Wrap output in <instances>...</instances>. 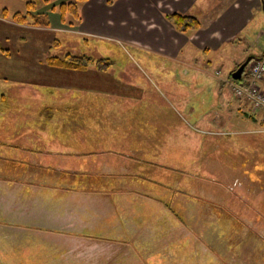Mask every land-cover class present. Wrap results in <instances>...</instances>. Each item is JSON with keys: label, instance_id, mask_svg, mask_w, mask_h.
<instances>
[{"label": "crops", "instance_id": "1", "mask_svg": "<svg viewBox=\"0 0 264 264\" xmlns=\"http://www.w3.org/2000/svg\"><path fill=\"white\" fill-rule=\"evenodd\" d=\"M24 1L13 11L22 12ZM261 6V0H86L74 34L131 48L149 70L163 64L158 73L170 95H179L196 86L195 59L211 63L209 56L234 44ZM173 13L192 15L201 27L178 32L166 18ZM48 35L30 42L29 50L38 49L30 51L31 86L14 79L12 52L0 54V246H10L0 247L2 254L14 256L12 264H264V230H249L240 217L250 208L247 219L263 222L254 205L217 200L211 185L198 195L175 190L174 197L149 179L161 167L164 120L138 92L135 80L147 73L137 61L126 56L130 65L117 75L111 65L60 69L97 80L52 86L55 72L42 60ZM259 85L264 93V78ZM231 92L234 118L264 126L262 112L237 99L232 86ZM224 102L231 110L233 102ZM150 107L157 112L147 122L142 115ZM210 121L206 126L229 122L219 114Z\"/></svg>", "mask_w": 264, "mask_h": 264}, {"label": "rangeland", "instance_id": "2", "mask_svg": "<svg viewBox=\"0 0 264 264\" xmlns=\"http://www.w3.org/2000/svg\"><path fill=\"white\" fill-rule=\"evenodd\" d=\"M19 1L0 0V6L3 3L9 6L7 14H4L7 17L1 16L4 6L0 7V46L5 50L8 49L6 53L1 54L8 55L12 52L10 54L13 56L11 65L15 71L14 79L22 80L24 86L32 85L31 81H33L35 73L32 70V74H29V66H33L29 60H33L35 57L31 56L30 51L35 53L38 49L32 47L29 50V46L31 41L40 40L41 32L49 34L50 39L48 46L44 47L49 52L46 54V58L42 59L46 65V61L52 56L64 58L65 55L71 54L74 57L88 56L96 60L104 57V59H111V69L117 75L118 71L124 70L130 65L126 56L132 57V60H136L147 73V76L140 74L135 80L138 88H141L138 89V92L146 94L143 98L157 104L163 112L164 155L162 159H157L161 165L158 173L149 179L170 190L173 189L174 197L176 196L175 190H178V194H184L181 192L187 194L189 189H192L194 194L198 195L202 194L205 185H211V193L217 200L219 198L229 199L233 204L237 200L243 203L248 201L252 206L254 205L255 209H258L263 222L256 223L255 220L247 219V215L254 216V214L248 212L251 210L250 208H244L240 216L243 223L249 230H264V126H259L244 117L234 118L239 114L236 108L238 103L231 97V86L226 84L235 71L236 65H241L248 58L259 57L264 51L263 8L255 14L252 22L235 40L234 44L225 47L218 54L209 56L213 58L211 63L203 60L204 56L195 59V69L200 70L196 74L195 89L190 87L180 92L179 95L176 93L170 95L169 92L172 90L166 87V80H163L161 74L158 73L162 70L163 64L154 62L149 70L139 62V53L131 48L125 47L123 50L108 42L77 38L74 34L76 25L65 23L57 10H51L52 6L57 7L62 1L73 0H48V2L25 0L22 12H27L26 2H33L35 9L32 12L46 15L48 22L46 27L14 22L11 16L16 12L13 10L20 7ZM54 19L59 22L57 26H52ZM66 20L68 21V19ZM168 65L170 66V64ZM91 66L97 68L96 63L93 62L83 70L91 69ZM50 68L53 70L52 72H55L50 74L52 86L71 87L77 80H83L84 85L91 79L97 80V78H92L94 76L92 74L76 75L60 71V68ZM99 79L101 82L104 81L103 86H106L108 80L105 79L107 77L101 75ZM242 81L247 82L245 72L242 74V80L237 84ZM113 85L112 81L111 86ZM172 88L175 91L173 86ZM69 98L64 99L69 101ZM217 98H220L221 105H217ZM227 98L231 104L233 102L231 110L224 108V101ZM70 101L71 104H74L76 99L73 98ZM181 104H184L183 107ZM156 112L157 110L150 107L144 110L142 118L151 122ZM218 114L221 119L229 120L228 126L217 127L215 124L206 126V121L211 122L210 118ZM157 117L159 118V116ZM177 117L181 121L177 122ZM204 117L205 120H203ZM237 132L240 133L236 134ZM223 189H226L224 193ZM190 194L192 193L190 192ZM165 195L161 196L162 199L168 198L167 194ZM0 253V264H4V262L12 264L14 256L3 255L6 253L2 248H0Z\"/></svg>", "mask_w": 264, "mask_h": 264}, {"label": "trees", "instance_id": "3", "mask_svg": "<svg viewBox=\"0 0 264 264\" xmlns=\"http://www.w3.org/2000/svg\"><path fill=\"white\" fill-rule=\"evenodd\" d=\"M86 0H73V1H62L60 2L57 7L52 6L51 10H57L59 15L61 16L62 20L70 25H76L79 21V12L78 6L85 2ZM44 2H48V0H44ZM26 11L27 12H15L12 14L11 18L14 22L17 23H26V24H33V25H42L46 27L48 22L46 21V15L35 14L32 10L35 9V4L33 2H26ZM2 16H6L7 14L6 9H2ZM45 17V18H44ZM167 20L171 23V25L175 28L176 31L180 33H187L191 31H196L201 27V22L198 18L192 15H183L178 13L169 14L166 16ZM68 19V21L66 20ZM7 50L3 49L0 46V54L6 53ZM47 65L54 68L66 69V70H83L87 68L91 63L95 62L96 67L99 70H105L107 66L111 65V62L107 59H92L88 56H79L74 57L71 54L65 55L64 58H60L57 56H52L48 58L46 61ZM240 66H235V70ZM246 76V75H245ZM240 80L233 81L238 82ZM241 83H244L243 81Z\"/></svg>", "mask_w": 264, "mask_h": 264}, {"label": "built area", "instance_id": "4", "mask_svg": "<svg viewBox=\"0 0 264 264\" xmlns=\"http://www.w3.org/2000/svg\"><path fill=\"white\" fill-rule=\"evenodd\" d=\"M245 75L246 83H232L234 96L246 100L252 108L260 110L264 115V93L259 85V82L264 78V58L250 61Z\"/></svg>", "mask_w": 264, "mask_h": 264}, {"label": "water", "instance_id": "5", "mask_svg": "<svg viewBox=\"0 0 264 264\" xmlns=\"http://www.w3.org/2000/svg\"><path fill=\"white\" fill-rule=\"evenodd\" d=\"M261 5L262 8L264 9V2L263 0H261ZM262 56L264 57V52L262 54ZM251 60V58H248L243 64H241L232 74H231V79L232 80H239L241 77V74L245 68V66L247 65V63Z\"/></svg>", "mask_w": 264, "mask_h": 264}, {"label": "flooded vegetation", "instance_id": "6", "mask_svg": "<svg viewBox=\"0 0 264 264\" xmlns=\"http://www.w3.org/2000/svg\"><path fill=\"white\" fill-rule=\"evenodd\" d=\"M261 8H262V6H261ZM263 52H264V51H263ZM263 52H261V54H262Z\"/></svg>", "mask_w": 264, "mask_h": 264}]
</instances>
